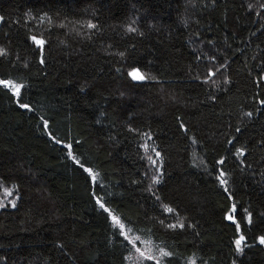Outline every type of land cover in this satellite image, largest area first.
<instances>
[{"label": "trees", "instance_id": "16d2710c", "mask_svg": "<svg viewBox=\"0 0 264 264\" xmlns=\"http://www.w3.org/2000/svg\"><path fill=\"white\" fill-rule=\"evenodd\" d=\"M0 81V264H264V0H0Z\"/></svg>", "mask_w": 264, "mask_h": 264}, {"label": "rangeland", "instance_id": "374dc122", "mask_svg": "<svg viewBox=\"0 0 264 264\" xmlns=\"http://www.w3.org/2000/svg\"><path fill=\"white\" fill-rule=\"evenodd\" d=\"M135 80L138 81L140 79H135ZM7 85L10 86L12 89H14L12 87L13 85H10V84H7ZM3 194H4V197L0 196V207L5 206L6 204L12 205V203H14V201L11 200L13 193L11 191H4ZM113 217L114 216H112V221L121 230L122 234L127 239L129 244L131 245L132 250H131V253L128 257V262L130 264H139L140 262H142L144 260L154 261L158 264H160L162 262V260L166 256L162 250L156 248L148 240H144V239L132 236L129 233V231L124 228V226H123V228H121V226H120L121 223L120 222L117 223V221L114 220Z\"/></svg>", "mask_w": 264, "mask_h": 264}, {"label": "snow or ice", "instance_id": "6c2138e0", "mask_svg": "<svg viewBox=\"0 0 264 264\" xmlns=\"http://www.w3.org/2000/svg\"><path fill=\"white\" fill-rule=\"evenodd\" d=\"M89 27H94V25H89ZM33 39L35 40V38H33ZM35 42L38 45L43 43V41H35ZM129 75L132 76L133 79H140V80L145 79V77L142 74H140L138 70H134L133 72L129 73ZM0 83H5V82L4 81H0ZM12 87L14 88V90L17 93L19 92V87L15 86V85H13ZM22 106H25V105H22ZM101 206L103 207V205H101ZM169 211H171V209H169ZM113 219L116 220L117 223H119V221H118V219L116 217H113ZM120 226H121V228H123V225L122 224ZM241 240H243V237H241L240 240H237L236 241L237 245L240 244ZM261 243H264V239L261 240Z\"/></svg>", "mask_w": 264, "mask_h": 264}]
</instances>
